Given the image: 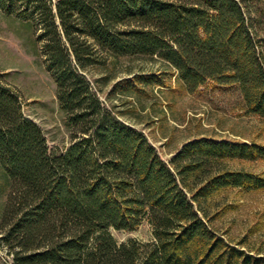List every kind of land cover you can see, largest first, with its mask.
Instances as JSON below:
<instances>
[{
    "label": "trees",
    "instance_id": "1",
    "mask_svg": "<svg viewBox=\"0 0 264 264\" xmlns=\"http://www.w3.org/2000/svg\"><path fill=\"white\" fill-rule=\"evenodd\" d=\"M31 21L58 83L71 142L52 151L17 94L0 86V162L12 180L1 213L0 264H264V251L216 225L211 197L264 189L257 141L198 138L167 161L106 104L90 76L124 56H160L189 90L237 86L264 120V34L245 0H0ZM146 220L154 238L113 229Z\"/></svg>",
    "mask_w": 264,
    "mask_h": 264
},
{
    "label": "rangeland",
    "instance_id": "2",
    "mask_svg": "<svg viewBox=\"0 0 264 264\" xmlns=\"http://www.w3.org/2000/svg\"><path fill=\"white\" fill-rule=\"evenodd\" d=\"M264 34V0H245ZM106 104L127 123L143 130L160 154L171 161L190 141L198 138L257 141L264 144V120L246 110L235 85L209 81L195 91L188 89L178 70L156 56H124L90 71ZM0 86L18 95L24 114L44 129L52 151L71 142L67 112L58 97V83L50 70L35 25L0 9ZM245 166L264 173V160L245 161ZM12 180L0 162L1 213ZM218 211L216 225L234 242L246 240L248 248L264 251V189L224 188L212 197ZM120 241L151 240L154 230L146 220L137 229H113ZM2 261L10 259L0 244Z\"/></svg>",
    "mask_w": 264,
    "mask_h": 264
}]
</instances>
